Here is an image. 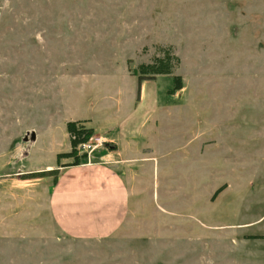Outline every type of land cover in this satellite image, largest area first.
Returning a JSON list of instances; mask_svg holds the SVG:
<instances>
[{
	"label": "rangeland",
	"instance_id": "rangeland-1",
	"mask_svg": "<svg viewBox=\"0 0 264 264\" xmlns=\"http://www.w3.org/2000/svg\"><path fill=\"white\" fill-rule=\"evenodd\" d=\"M165 53L181 89L138 85ZM113 105L127 212L75 235L52 177H22L66 148V117L107 128ZM262 214L264 0H0V264H264Z\"/></svg>",
	"mask_w": 264,
	"mask_h": 264
},
{
	"label": "crops",
	"instance_id": "crops-1",
	"mask_svg": "<svg viewBox=\"0 0 264 264\" xmlns=\"http://www.w3.org/2000/svg\"><path fill=\"white\" fill-rule=\"evenodd\" d=\"M112 108L111 113L108 111L111 114V123L107 128L100 125L103 126L101 128L87 118L68 120L66 117L62 122L65 126L68 121H85L86 125L94 130V136L107 140L106 147L94 151L92 157H85L78 165L61 166L69 161L68 158H61L58 166L57 154L69 152L71 148L69 135L65 130L68 141L65 144L66 148L59 150L57 145L59 140L51 137L50 142H54L50 150L51 162L39 169L40 171L53 167L58 169L56 183L52 181L48 188L49 208L61 226L75 235H107L123 222L127 212L128 189L119 170L128 162L125 150L127 151L129 142H133L135 137L130 136L127 127L120 130L121 125L130 118V114L121 121L120 106L115 109L113 105ZM104 128L105 130L101 132L104 134L99 133ZM138 131L137 135L141 133V130ZM50 134H54L53 130ZM100 135H103V138ZM44 178L51 180L50 177ZM263 218L264 214L259 216L257 221H263Z\"/></svg>",
	"mask_w": 264,
	"mask_h": 264
},
{
	"label": "trees",
	"instance_id": "trees-1",
	"mask_svg": "<svg viewBox=\"0 0 264 264\" xmlns=\"http://www.w3.org/2000/svg\"><path fill=\"white\" fill-rule=\"evenodd\" d=\"M171 55L169 53H165L162 58H156L153 63L150 64H140L136 72L137 75V83L138 85L142 80L145 79H153L155 75H170L172 78V88L169 89V93L174 92L175 90H179L182 87V79L178 75H172V63H171ZM66 131L69 135L70 140V151L65 153L57 154L56 160L58 166H60L61 158H68L69 161L67 163L62 164L61 166H70V165H78L83 161L86 157L85 153H78L77 146L80 143L87 141L90 137L94 135V130L86 125L85 121H68L65 124ZM58 175V169L52 168L48 170H42L32 173H26L23 175V179L26 178H43V177H52L53 183H56ZM219 190L216 191L217 194Z\"/></svg>",
	"mask_w": 264,
	"mask_h": 264
},
{
	"label": "built area",
	"instance_id": "built-area-1",
	"mask_svg": "<svg viewBox=\"0 0 264 264\" xmlns=\"http://www.w3.org/2000/svg\"><path fill=\"white\" fill-rule=\"evenodd\" d=\"M105 145L104 140L98 136H92L87 141L80 143L77 146L78 153H85L86 157H92L93 152L96 151L99 147Z\"/></svg>",
	"mask_w": 264,
	"mask_h": 264
}]
</instances>
